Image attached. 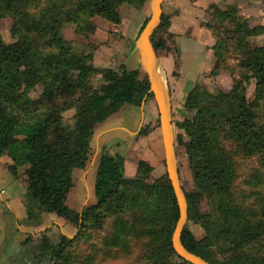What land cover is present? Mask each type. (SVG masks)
Wrapping results in <instances>:
<instances>
[{"label":"trees","instance_id":"obj_1","mask_svg":"<svg viewBox=\"0 0 264 264\" xmlns=\"http://www.w3.org/2000/svg\"><path fill=\"white\" fill-rule=\"evenodd\" d=\"M124 2L139 11L148 4L0 0V19L10 17L12 37L5 41L0 30V156L13 159L8 166L13 174L18 165H27L26 217L36 224L66 210L64 194L71 186L72 168L92 150L95 126L127 104L140 105L149 88L141 67L126 62L98 67L93 64L96 46L86 48L89 43L79 40L96 28L94 15L119 22ZM210 14L213 21L207 25L215 37L211 73L226 67L230 51L236 50L240 74L233 76L229 90L194 83L183 101L191 115L174 121L181 129L175 138L184 146L192 178V187L183 188L188 209L181 241L213 264H264V42L251 45L247 40L264 33V24L250 25L236 6L213 4ZM65 23L74 25L72 38L63 33ZM169 26L170 17L162 12L151 42L157 54L171 51L172 73L177 75L181 51ZM97 73L101 81L94 85L91 77ZM251 78L249 98L246 84ZM36 85L40 92L32 96ZM69 107L71 120L63 115ZM241 167L247 174L243 182L251 183L247 188L237 182ZM152 170L139 159L134 175L127 176L124 156L102 148L94 201L78 212L77 232L58 233L53 239L47 228L36 237L29 235L24 260L17 264H104L130 256L132 264H193L172 245L179 210L170 180L166 171L154 176ZM74 213L67 208L65 214ZM189 222L199 225L201 234H195Z\"/></svg>","mask_w":264,"mask_h":264},{"label":"rangeland","instance_id":"obj_2","mask_svg":"<svg viewBox=\"0 0 264 264\" xmlns=\"http://www.w3.org/2000/svg\"><path fill=\"white\" fill-rule=\"evenodd\" d=\"M194 3L198 6V11L195 13L190 14L194 20L193 22L195 25L200 27L205 31V37L203 39L207 40L210 45H207L210 48V54L207 55L205 61H203L204 65L200 66V73L197 70V63L192 61V64H189L191 69L188 70V65L181 66L179 65L176 68L177 75L172 74V70L174 68L173 65V55H171V51L160 50V58H159V72L163 78L165 85L169 90V94H173V107L171 109L172 113V121L174 124V134L181 129L175 126L174 121L177 119H182L184 117L190 116L192 111L186 108L183 105V101L187 91L193 86L192 82H200L204 84L210 90H216L218 88H222L225 90H229L233 83V76H239L240 69L237 65L238 59L236 50L230 51V57L226 60L227 66L221 69L218 73L213 74L211 73V69L214 64L215 56L213 55L212 45L215 41V37L212 32V28H210L207 23H211L213 19H211L212 15L210 14V9L213 4L220 6V8H228L230 6H236L238 13L242 16H246L248 18V22L250 25L256 24H263L260 23L259 18L256 17L261 10L258 8L249 6H243L240 3L232 2L230 0H219L218 2L215 0H195ZM202 3V4H200ZM240 4V5H239ZM177 11V9H176ZM119 13H120V20L117 23H113L101 16L94 15L92 17L93 21L96 24V28L94 31L88 33V37H84L83 35L79 36V40L84 43V45L88 44V47H92L95 45L94 54H93V64L98 67L102 66H114L116 67L118 64L122 62L129 63H137L138 62V55L136 52H130L137 36L138 29L140 24L142 23L145 15L149 14V6L147 4L146 9L143 11L137 10L134 6L128 4L127 2L122 3L119 6ZM165 14V13H164ZM167 15L169 13H166ZM255 18L257 19L256 21ZM10 24L11 19L9 16L2 17L0 19V30L2 37L5 41H11L12 37L10 34ZM63 33L67 38H72L74 36V25L71 23H65L63 26ZM247 40L251 45H258L264 42V33L254 34L247 37ZM171 43V42H169ZM172 45V44H171ZM172 56V57H171ZM212 57L211 64L208 65L209 59ZM186 59L187 58H183ZM128 63V64H129ZM127 64V65H128ZM181 64V61H180ZM196 64V67L193 65ZM202 64V62H201ZM192 65V66H191ZM199 66V65H198ZM184 67V68H183ZM187 69V70H186ZM101 74L97 73L91 77L92 83L94 85H98L101 81L100 79ZM173 85V88L171 86ZM253 89H254V79L251 78L250 81L246 84V94L249 98L253 97ZM40 92V86L36 85L32 90H30V94L32 96H36ZM139 110V108H138ZM156 119L151 122L145 124V127L142 126L141 128H146L144 132H139L136 134L135 138H124L120 137L118 139H114L113 137L109 140V152L110 153H119L124 156V161L126 160V167L124 165L125 174L127 176H133L136 170L137 162L139 159H144L153 166L152 174L159 175L163 173L165 170V162H164V147H163V139L161 128L159 125V118L157 121V114L158 109L155 110ZM73 114V108L69 107L63 111V115L66 119L71 120ZM154 127H158L159 131L156 134H152L150 131L154 129ZM150 132V133H149ZM101 136V135H100ZM121 136V135H119ZM139 137V138H138ZM175 140V150H176V157H177V165L179 170L180 182L185 189H190L192 187V178L191 172L188 166V161L186 154L184 153V146L180 144L176 138ZM93 151L89 152V156L92 154ZM162 154L161 158L159 157ZM148 158V159H147ZM125 164V163H124ZM240 175L237 178V182L240 186L246 187L250 185V182H243V178L245 175V168H240ZM75 182V181H74ZM254 182L252 181V184ZM73 183V179L71 177V186ZM70 186V187H71ZM70 187L66 190L64 194V202L67 208L74 209L76 213L72 215V217L66 216V210L62 212L58 217H61L65 220V222H69V226L71 227V231H73L72 235L75 234L78 230L77 224L78 220V212L80 205H75L71 207L69 199L72 195L70 193ZM70 193V194H69ZM68 197V199H67ZM51 219H57L55 215H51ZM49 220V221H50ZM189 227L195 232V234H201V227L193 222L188 223ZM54 234L52 233L53 239L58 237V226L53 227ZM132 257V256H130ZM124 258L121 260H110L104 264H132L134 263V258ZM41 264H50L48 261H44Z\"/></svg>","mask_w":264,"mask_h":264},{"label":"crops","instance_id":"obj_3","mask_svg":"<svg viewBox=\"0 0 264 264\" xmlns=\"http://www.w3.org/2000/svg\"><path fill=\"white\" fill-rule=\"evenodd\" d=\"M215 1L218 2L219 0ZM230 1L261 10V13L256 15V17H260V23L264 24V0ZM194 3H196L195 0H164L162 2V12L165 14L169 13V29L175 33V40L181 51L180 65L186 67L188 65L187 68L189 70L191 69L189 64H192V61H194L199 65H197V70L198 73H200V66L205 63H203V61H205L208 54L211 56L210 48L207 47V45L211 43L203 39L205 37V31L195 25L193 22L194 19L190 17V14L192 16L194 12L196 13L198 11V6ZM256 20L255 18L254 21ZM171 55L173 54L171 53ZM157 56L159 60L160 53H158ZM183 58H187V60ZM211 62L212 57L209 59L208 65L211 64ZM136 65V62L128 64L129 67H134ZM194 66L196 67V64L193 65V67ZM195 81H193L192 84H194ZM171 88H173V85ZM173 102V94H170L171 109L174 105ZM155 110H157V104L154 97H145L140 105L127 104L119 113L106 118L95 126L94 133L90 140L91 151H93L92 154L90 156L88 154L83 163L73 167L71 171L74 183L70 187V193L72 192L69 198L71 199V207L75 208V205H80L79 211H82L86 203L94 201V174L98 156L102 148L109 151V140L113 137H116L114 139L120 137H124L125 139L127 137L135 138L139 130L140 132L142 131V126L156 119V116H154L156 113ZM157 131H159L158 127H154L150 132L156 134ZM161 155L162 154L159 156L160 158L162 157ZM12 163L13 159L10 156L6 154L0 156V264H17L24 260V250H26L29 245V243L24 242V239L29 235L36 237L41 231L48 228L47 234L52 238V233L54 230H57V228H53L55 226L59 228L58 233L67 235H72L73 233L69 226V222H65L64 219L58 216H55L57 218L56 220L54 218L50 220V216L44 217L43 222L40 224H36L27 219L25 208L27 202L25 198L27 185L25 170L27 165H18L17 173L13 174L8 167ZM124 163L126 167V160ZM150 163H152L151 160Z\"/></svg>","mask_w":264,"mask_h":264},{"label":"water","instance_id":"obj_4","mask_svg":"<svg viewBox=\"0 0 264 264\" xmlns=\"http://www.w3.org/2000/svg\"><path fill=\"white\" fill-rule=\"evenodd\" d=\"M163 1L164 0H148L149 14L143 27L135 37L131 52H136L138 55L137 65L143 69L149 81V88L143 99L151 93L157 104L159 125L164 147L165 170L170 180L179 210V215L171 236L172 245L179 256L193 264H213L201 255L187 249L181 241V231L187 220L188 204L186 194L180 182L177 165L170 94L159 72L157 52L151 42V34L158 25L162 15ZM23 264H30V261L24 262Z\"/></svg>","mask_w":264,"mask_h":264}]
</instances>
